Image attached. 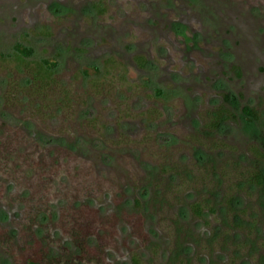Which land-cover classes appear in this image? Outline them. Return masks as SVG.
Masks as SVG:
<instances>
[{
	"label": "rangeland",
	"instance_id": "1",
	"mask_svg": "<svg viewBox=\"0 0 264 264\" xmlns=\"http://www.w3.org/2000/svg\"><path fill=\"white\" fill-rule=\"evenodd\" d=\"M220 105L234 117L209 132ZM253 170L264 0H0V264H264Z\"/></svg>",
	"mask_w": 264,
	"mask_h": 264
},
{
	"label": "trees",
	"instance_id": "2",
	"mask_svg": "<svg viewBox=\"0 0 264 264\" xmlns=\"http://www.w3.org/2000/svg\"><path fill=\"white\" fill-rule=\"evenodd\" d=\"M96 8V7H95ZM97 10V8H96ZM100 11V10H99ZM15 55L17 57V59L24 64V68H26V61L24 60V57L29 55V51H27L25 48H21L20 46H16L15 48ZM106 63H110V61H106ZM36 64V68H34L33 72H31L30 74V78L26 79L24 81V84L27 88H35L36 85L39 86L38 82H40V86L39 88H43L49 83L47 82L48 80L50 81V78H52L53 75V65H51L48 61L43 60L40 63H35ZM106 72V71H105ZM42 81V84H41ZM44 81V82H43ZM28 89V91H30L29 95L32 94V90ZM32 92V93H31ZM159 95L164 94L163 91H159L158 92ZM244 113L247 116H250L252 118H255L256 115L254 113V111L246 108L244 109ZM211 115V116H210ZM209 115V122L207 124V130L209 132H214L218 129H220L225 122L230 119L232 117V115L230 114V112L228 110H226L224 107L218 109L217 111H215L214 113H211ZM247 181L249 183V185L260 188L262 191H264V171L263 170H253L251 172H249L248 176H247ZM236 201H237V197L235 196H226V198L223 199L222 202L218 203L219 206H223L226 209L227 215L232 216L233 217V221H232V228L236 229V230H245V226H244V221L241 220V213L237 214L238 212L235 210L236 206ZM140 205V201L136 200V206ZM216 206L217 205H212L208 202H195L194 204H192L190 206L191 211L193 213V215L196 218H202L204 216V212L206 210H209V212L211 213H215L216 212ZM38 217H40V215L38 214ZM45 217L41 216L40 217V221H45ZM230 223V221H229ZM231 224V223H230ZM216 237V235L214 236V238ZM187 251V249H186ZM45 262L44 264H66L64 263L62 260L60 259H55L52 256L48 255L46 258L43 259ZM134 263L138 264L139 263V258L138 257H134L133 258ZM81 263V262H78Z\"/></svg>",
	"mask_w": 264,
	"mask_h": 264
},
{
	"label": "flooded vegetation",
	"instance_id": "3",
	"mask_svg": "<svg viewBox=\"0 0 264 264\" xmlns=\"http://www.w3.org/2000/svg\"><path fill=\"white\" fill-rule=\"evenodd\" d=\"M191 1H193L194 2V0H191ZM96 6H94V9L96 10V8H95ZM96 12H97V10H96ZM98 13V12H97ZM174 22H177V21H174ZM182 36V35H181ZM137 59H139V60H141L142 58H137ZM141 61H143V59L141 60ZM224 101L226 102V103H228V104H230V103H237L238 102V100H237V98L235 97V96H229V95H226V96H224ZM227 106V105H226ZM222 107H224L225 108V106L224 105H220L218 108H216L215 110H213V112H211V113H214L215 111H217L218 109H220V108H222ZM226 110H228L227 108H225ZM244 109H246V108H244ZM244 109H243V112H244ZM249 109V108H248ZM251 110V109H250ZM229 111V110H228ZM253 111V110H252ZM230 112V111H229ZM230 114L232 115V117L230 118V119H232L233 117H234V115L230 112ZM210 115V114H209ZM211 116V115H210ZM230 119H228L226 122H228ZM225 122V123H226ZM222 128V127H221ZM220 128V129H221ZM220 129H218V130H220ZM218 130H216V131H218ZM215 131V132H216ZM51 140V139H50Z\"/></svg>",
	"mask_w": 264,
	"mask_h": 264
}]
</instances>
